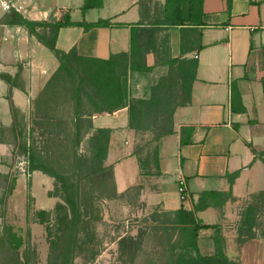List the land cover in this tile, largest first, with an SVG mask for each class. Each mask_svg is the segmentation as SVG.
I'll return each instance as SVG.
<instances>
[{
    "label": "crops",
    "instance_id": "0c3cea01",
    "mask_svg": "<svg viewBox=\"0 0 264 264\" xmlns=\"http://www.w3.org/2000/svg\"><path fill=\"white\" fill-rule=\"evenodd\" d=\"M10 1L21 9L0 7V225L26 188L37 216L55 205L53 196L47 195L51 187L47 175L32 170L25 178L13 171L15 160L33 153L29 140L39 138L33 106L43 95L55 94L44 86L58 68L55 50L67 61L92 65L90 73L83 74L85 86L92 71L111 73L106 74L110 90L94 92L87 85L85 95L109 93L125 74L123 105H105L86 96L80 112L79 121H85L89 130L108 131L102 167L111 169L114 196L107 201L128 208L133 217L149 212L169 216L177 209L190 210L202 191H227L225 176L238 172L222 206L195 214L204 225L197 230L196 251L212 255L211 226L232 221L238 202L264 189V0H191L188 7L184 3L189 17L181 25L164 20L165 0H86L89 7L84 9L85 0ZM63 17L74 23L106 24L86 30L78 25L51 26ZM22 20L33 24L32 33ZM157 58L162 62L155 65ZM72 106L74 113L73 99ZM147 109L156 114L136 125L169 129L140 133L131 128L137 111ZM138 133L158 142L155 171H145L132 148ZM177 175L185 181L183 201L176 191ZM9 188L10 197L2 198ZM41 226L36 217L28 223L39 236ZM252 232L250 239L237 244L234 235L222 230L223 252L229 260L264 264V209Z\"/></svg>",
    "mask_w": 264,
    "mask_h": 264
},
{
    "label": "rangeland",
    "instance_id": "374dc122",
    "mask_svg": "<svg viewBox=\"0 0 264 264\" xmlns=\"http://www.w3.org/2000/svg\"><path fill=\"white\" fill-rule=\"evenodd\" d=\"M66 63L70 71L69 73L66 70V78L65 75L64 79L61 78L62 69L58 66L44 84L54 89L55 94L52 92L50 95H43L33 106L39 138L36 136L29 140L28 145L37 161L52 168L62 177L59 182L47 176L51 182L47 195L53 196L55 205L51 210L37 216L28 188L16 197L10 205L11 211L4 214L1 220L0 264H165L166 233H161L160 229L157 232L147 230L135 259L132 257L127 260L126 255H121L118 251V238L125 234L133 236L136 232L135 227L126 230L127 224L124 222H132L137 217H133L128 208H119L107 201L112 198L111 169L102 167L108 141L107 132L97 133V129L91 131L85 121H79L82 105L87 104L85 97L100 100L103 96L85 95L83 92L87 89L94 92L99 89L104 92L110 90L111 80L106 74L111 76V73L92 71L86 82V89L83 74L90 73L92 65L67 60ZM71 72L79 81L76 98L71 94V88L75 84ZM159 129L167 131L169 128ZM145 132L146 130H141L140 133ZM147 138L148 136H140L138 133L132 148L139 155L142 168L150 172L157 169L158 142L154 143ZM24 157L25 154L23 159L27 162ZM26 170V174L22 175L25 178L29 172ZM13 171L16 175H21L15 169ZM101 193L107 196H100ZM10 195L11 188L2 198L7 199ZM1 215L0 212V218ZM34 217L42 224L40 236L28 227L29 221H33ZM67 217H74L76 220L75 223L72 222L71 228L63 231L64 218ZM159 218L163 220L166 216ZM89 232L93 233L97 243L81 242L86 240ZM96 251L98 254L94 258L87 259L90 253Z\"/></svg>",
    "mask_w": 264,
    "mask_h": 264
},
{
    "label": "trees",
    "instance_id": "16d2710c",
    "mask_svg": "<svg viewBox=\"0 0 264 264\" xmlns=\"http://www.w3.org/2000/svg\"><path fill=\"white\" fill-rule=\"evenodd\" d=\"M191 0H165L163 18L168 21L170 25L182 24L183 21L188 20V14L184 11L188 7ZM184 3L187 7L184 6ZM86 0L83 4V9L88 8ZM185 12V13H184ZM23 25L26 26L28 31L32 33L31 23L22 20ZM106 22L104 20H99L96 22H78L74 23L69 21L67 17H63L61 20L51 24L54 28L63 27L66 25H78L81 26L84 30L95 27V26H104ZM49 49H51L48 46ZM161 51L166 50V45L162 43L160 46ZM52 50V49H51ZM53 55L58 61V66L61 72V78L64 79V75L67 69L66 57L65 55L52 50ZM162 60L159 58L155 59V65L161 63ZM102 64H107L108 62H99ZM192 68H194V62H192ZM147 67H142L140 70L145 71ZM125 73V72H123ZM71 75V74H70ZM73 75V74H72ZM125 74L116 81V84L113 86L111 91L107 94H103L101 103L108 105L110 103L123 105L125 102ZM193 77V69L190 73V79ZM73 80L74 84V97H77V90L79 88V81L74 75ZM190 87L185 88L186 97L188 96ZM106 99V100H104ZM93 104H96L93 102ZM143 104V101L139 102ZM98 105V104H97ZM98 111V108H96ZM130 110H132L130 108ZM138 118L137 121L129 122L131 128L137 130H156L158 128L147 126L145 124L136 125V123H144L145 119L152 115L156 114L153 111L147 109L144 111H137ZM135 124V125H134ZM97 133L108 132L105 129H97ZM93 139V138H90ZM184 142L180 141L179 144ZM264 165V160H261ZM27 169L29 171L39 170L43 174L54 178L55 180L61 182L62 177L58 175L52 168L45 166L41 162L37 161L34 155L31 153L27 158ZM238 172H233L227 174L225 177L229 183V189L225 192H215V191H202L199 193L195 201L191 202L190 210L186 211L183 209H177L176 211L166 216L165 219L161 220L156 212H149L142 215L141 217L134 218L132 222L127 223L126 230H130L132 227L136 228V232L133 236L128 234L122 235L117 240L118 251L121 255H126L127 260L133 259L141 249L142 239L148 229L157 232L158 229L161 230V233H166V244H167V257L165 264H237L233 260H229L223 252L224 238L222 236V230L225 229L228 233L234 235V239L237 244H241L243 241L250 239L253 236L252 229L255 225V220L258 214L264 209V189L257 191L255 193L249 194L246 198L240 200L237 204L236 212L232 221H225L219 224L212 225L213 233L211 236L214 253L210 256H200L196 251V236L197 230L204 227L200 223V220L196 217V212L202 210L209 206H222L226 198L230 195V185L232 180L237 175ZM100 196H107V194L101 193ZM112 196H114L112 194ZM163 215V214H161ZM76 218L67 217L64 218V230L67 231L72 227V222L75 223ZM133 223V225H132ZM84 240V239H83ZM81 241L82 243L94 242L97 243L92 232L86 234V240ZM98 252L90 253V257L87 259L94 258Z\"/></svg>",
    "mask_w": 264,
    "mask_h": 264
},
{
    "label": "built area",
    "instance_id": "2783aa9c",
    "mask_svg": "<svg viewBox=\"0 0 264 264\" xmlns=\"http://www.w3.org/2000/svg\"><path fill=\"white\" fill-rule=\"evenodd\" d=\"M0 7L2 10L14 9L19 11L21 9V5L17 4L16 2L10 0H1ZM195 57V55H193ZM124 144H128V142H124ZM27 162L24 159H19L16 161L14 165V169L20 173L21 175L26 174L27 169ZM176 191L180 201H183L187 198L185 192V181L181 175H177L176 177Z\"/></svg>",
    "mask_w": 264,
    "mask_h": 264
}]
</instances>
